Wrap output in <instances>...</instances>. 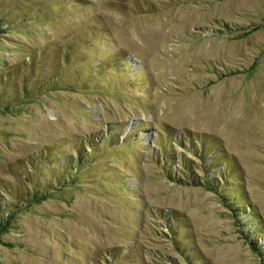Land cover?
I'll use <instances>...</instances> for the list:
<instances>
[{
    "label": "rangeland",
    "instance_id": "374dc122",
    "mask_svg": "<svg viewBox=\"0 0 264 264\" xmlns=\"http://www.w3.org/2000/svg\"><path fill=\"white\" fill-rule=\"evenodd\" d=\"M0 264H264V0H0Z\"/></svg>",
    "mask_w": 264,
    "mask_h": 264
},
{
    "label": "trees",
    "instance_id": "16d2710c",
    "mask_svg": "<svg viewBox=\"0 0 264 264\" xmlns=\"http://www.w3.org/2000/svg\"><path fill=\"white\" fill-rule=\"evenodd\" d=\"M0 22H3L2 19L0 20ZM1 223V222H0Z\"/></svg>",
    "mask_w": 264,
    "mask_h": 264
}]
</instances>
